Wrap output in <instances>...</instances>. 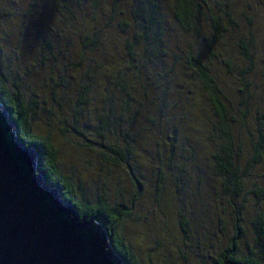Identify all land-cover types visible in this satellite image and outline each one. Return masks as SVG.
<instances>
[{
    "label": "trees",
    "instance_id": "obj_1",
    "mask_svg": "<svg viewBox=\"0 0 264 264\" xmlns=\"http://www.w3.org/2000/svg\"><path fill=\"white\" fill-rule=\"evenodd\" d=\"M260 10L264 0H0V43H9L0 58V101L19 140L36 151L44 181L80 217L106 229L123 264H141L118 230L131 218L146 182L159 195L167 179H185L182 169L196 158L212 167L235 218L215 263L264 264V210L253 211L248 226L236 216L243 209L238 199L264 197L258 179L264 171ZM237 19L246 23L240 32L233 29ZM18 26L33 28L23 37V30L15 35ZM225 38L238 62L227 54ZM223 70L230 80L217 75ZM40 111L58 115L51 128L55 138L51 129H31V117ZM70 133L80 140L75 146L94 150L100 161L127 173L130 187L117 190L112 204L86 199L84 184L59 170L57 147ZM143 141L151 161L144 156L145 169L138 173L128 157ZM186 214L178 211L184 237Z\"/></svg>",
    "mask_w": 264,
    "mask_h": 264
},
{
    "label": "rangeland",
    "instance_id": "obj_2",
    "mask_svg": "<svg viewBox=\"0 0 264 264\" xmlns=\"http://www.w3.org/2000/svg\"><path fill=\"white\" fill-rule=\"evenodd\" d=\"M9 15L7 20L10 24L16 18L14 12ZM257 16L259 27L264 29V10H260ZM238 21L237 26L233 29L240 32L241 27L246 23L244 20ZM55 27L61 31L67 30V26L63 24H58ZM55 27L53 26V28ZM32 28L30 26L25 31L24 28L15 27V35L18 30H23L24 37L28 31H32ZM33 31L36 34L35 30ZM226 39L227 42H225ZM225 41L227 54H231L230 56H233L238 62L240 57L237 55V50L234 49V44L229 42L228 38H225ZM257 41H261L256 45L260 50L264 46V38L261 37ZM8 45V42L0 43L2 48L0 58H4V52L8 50ZM260 52L262 54V51ZM217 65L221 67L220 64ZM4 70L8 73L7 69ZM217 73L224 80H230L226 78L227 73L224 70L217 71ZM226 84L230 85L231 83L226 82ZM188 117L191 116L188 114ZM57 122L59 123L57 114L51 117L45 111H40L36 116L31 117L30 126L33 132L50 133L51 131V135L55 138L58 132L51 128ZM138 123L143 127L146 126L140 120ZM61 124L63 123L61 122ZM66 135L68 139L63 136L58 147L56 146L59 170L65 176L73 179L75 183L78 180L84 184L88 190L86 199L96 202L98 199L106 198L111 204L115 202V195L118 196L117 190L125 191L130 187L127 173L121 168L115 169V166L112 167L100 161L94 150L75 146L77 142H80L75 134ZM145 141L135 145L128 157L132 168L138 173L144 171L147 155L148 161H151L149 156L152 150L145 144ZM173 171L176 174L178 170L174 168ZM182 172L186 178L183 180L167 179L159 195L147 181L143 194L134 203L131 218L123 221L119 227V234L123 237L124 242L134 250L141 264H216L215 252L233 232L235 218L228 214V210H231L232 206L226 197L220 195L219 180L207 160L196 158L189 162ZM258 174L260 175L258 179L264 182V171L260 169ZM238 202L243 204V209L236 215L237 218H240L237 222L243 226L249 225L253 211L264 210V197L256 200L250 197V194H246L243 200L236 201L237 204H239ZM179 210L182 213H187L188 232L186 237L179 231ZM245 235L248 237L247 234Z\"/></svg>",
    "mask_w": 264,
    "mask_h": 264
},
{
    "label": "water",
    "instance_id": "obj_3",
    "mask_svg": "<svg viewBox=\"0 0 264 264\" xmlns=\"http://www.w3.org/2000/svg\"><path fill=\"white\" fill-rule=\"evenodd\" d=\"M0 101V264H123L106 229L38 173Z\"/></svg>",
    "mask_w": 264,
    "mask_h": 264
}]
</instances>
